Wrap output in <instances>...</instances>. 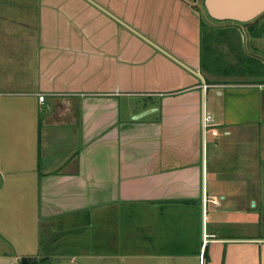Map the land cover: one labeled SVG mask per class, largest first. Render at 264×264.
<instances>
[{
	"label": "crops",
	"instance_id": "1",
	"mask_svg": "<svg viewBox=\"0 0 264 264\" xmlns=\"http://www.w3.org/2000/svg\"><path fill=\"white\" fill-rule=\"evenodd\" d=\"M202 4L0 0V264H264V83L202 69Z\"/></svg>",
	"mask_w": 264,
	"mask_h": 264
},
{
	"label": "trees",
	"instance_id": "2",
	"mask_svg": "<svg viewBox=\"0 0 264 264\" xmlns=\"http://www.w3.org/2000/svg\"><path fill=\"white\" fill-rule=\"evenodd\" d=\"M260 16L252 21L242 23V25L247 26L248 32L253 36L258 35V29H255L254 26H256L257 19ZM209 19L210 21L213 20ZM223 22L231 23L232 21ZM208 27L207 22H200V66L202 69H208L217 75H240L255 77V79L264 77V63L258 58L245 53L237 33V39H232L229 32L217 31L215 33L211 32ZM223 43L231 51H229L230 54L232 53L235 57L234 63L221 57L223 53L220 52V46ZM45 260L46 258L21 257L19 264H43Z\"/></svg>",
	"mask_w": 264,
	"mask_h": 264
},
{
	"label": "water",
	"instance_id": "3",
	"mask_svg": "<svg viewBox=\"0 0 264 264\" xmlns=\"http://www.w3.org/2000/svg\"><path fill=\"white\" fill-rule=\"evenodd\" d=\"M203 8L208 18L242 24L264 12V0H203ZM198 76L203 82V78Z\"/></svg>",
	"mask_w": 264,
	"mask_h": 264
},
{
	"label": "rangeland",
	"instance_id": "4",
	"mask_svg": "<svg viewBox=\"0 0 264 264\" xmlns=\"http://www.w3.org/2000/svg\"><path fill=\"white\" fill-rule=\"evenodd\" d=\"M200 3H202V0H200ZM203 5V4H202ZM262 18H264V14L261 15L257 20L259 22L262 21ZM202 21H205L207 23L210 22V19L206 16L205 14V11L203 10V12L200 14V22ZM211 22L213 23H227V22H218V21H215V20H211ZM264 25V23H263ZM262 44V48H258V47H255L254 45H252L251 41L247 42H243L241 45L243 47V50L245 51L246 54L250 55V56H253V57H257V58H260V60L264 62V39L260 41ZM221 48V46H220ZM220 52H222L223 54L221 55V57H223V59L227 60L228 62L232 61V60H235V57L233 56V54L228 51V49L226 48V46L222 49H220ZM221 54V53H220ZM248 78V76L246 77ZM251 78V77H250ZM245 83H250V84H259V83H264V77H259V78H256V79H252V81L248 82V81H245ZM254 89V88H252ZM216 131V134H211L212 132L210 131L209 128L206 129L205 131V152L206 150L209 151V148H210V140L211 138H215V139H218L219 137L223 136L221 134L222 132V127H218L217 130L215 129ZM262 205V203H261ZM252 202L250 201V209L253 210V207H252ZM261 214L258 213L257 216H253L250 221H247L246 222V234L247 232H250V233H254V235H264V208L262 207L261 210ZM258 220H260V223L258 222ZM43 258V257H42ZM49 261V258H46L45 260V263ZM89 264H91V259H88L87 260ZM84 262V260H83ZM88 263H84V264H88ZM65 264H67V261L65 262Z\"/></svg>",
	"mask_w": 264,
	"mask_h": 264
},
{
	"label": "built area",
	"instance_id": "5",
	"mask_svg": "<svg viewBox=\"0 0 264 264\" xmlns=\"http://www.w3.org/2000/svg\"><path fill=\"white\" fill-rule=\"evenodd\" d=\"M38 99L40 101H43V96H39ZM211 116L209 114H205L203 115V129L206 131L207 128L210 129V131L212 132V134H216L215 129H211L212 124H211Z\"/></svg>",
	"mask_w": 264,
	"mask_h": 264
}]
</instances>
